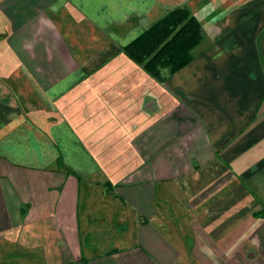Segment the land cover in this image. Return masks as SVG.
<instances>
[{
	"label": "crops",
	"instance_id": "0c3cea01",
	"mask_svg": "<svg viewBox=\"0 0 264 264\" xmlns=\"http://www.w3.org/2000/svg\"><path fill=\"white\" fill-rule=\"evenodd\" d=\"M183 4L205 49L160 82L122 47ZM7 244L0 264H264V0H0Z\"/></svg>",
	"mask_w": 264,
	"mask_h": 264
},
{
	"label": "trees",
	"instance_id": "16d2710c",
	"mask_svg": "<svg viewBox=\"0 0 264 264\" xmlns=\"http://www.w3.org/2000/svg\"><path fill=\"white\" fill-rule=\"evenodd\" d=\"M204 40L202 22L183 4L155 20L122 50L149 75L164 82V71L172 75L190 64L205 49L201 46Z\"/></svg>",
	"mask_w": 264,
	"mask_h": 264
},
{
	"label": "rangeland",
	"instance_id": "374dc122",
	"mask_svg": "<svg viewBox=\"0 0 264 264\" xmlns=\"http://www.w3.org/2000/svg\"><path fill=\"white\" fill-rule=\"evenodd\" d=\"M199 2H200V0H199ZM198 7L200 8V4L198 5ZM208 9H211V8H208ZM208 11L210 12V10H208ZM200 13H201V11H200ZM102 185H103V187L105 189L104 192H106L107 194H113V193L115 194L114 189L116 188L117 184L113 183L110 179H107L105 182L102 183ZM112 199L114 200V202L116 201L113 197H112ZM94 203H95V206H99V201L94 199ZM114 204H116V203H114ZM8 245L9 244H7V246H4V245L0 246V252L4 253V255H5L3 257H7V254H6L7 252H15L16 253V252H20L21 251V249H19V247H14L12 245H11L12 246L11 247V246H8ZM30 261L33 264H38V262L36 263V260H34V259H32ZM4 262L7 263L8 261L6 260Z\"/></svg>",
	"mask_w": 264,
	"mask_h": 264
}]
</instances>
